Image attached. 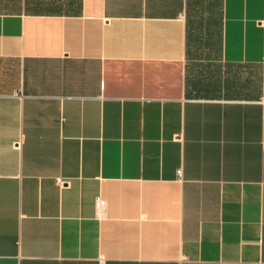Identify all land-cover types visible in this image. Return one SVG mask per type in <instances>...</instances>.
<instances>
[{
  "label": "crops",
  "instance_id": "1",
  "mask_svg": "<svg viewBox=\"0 0 264 264\" xmlns=\"http://www.w3.org/2000/svg\"><path fill=\"white\" fill-rule=\"evenodd\" d=\"M8 1L0 264H264V0Z\"/></svg>",
  "mask_w": 264,
  "mask_h": 264
},
{
  "label": "rangeland",
  "instance_id": "2",
  "mask_svg": "<svg viewBox=\"0 0 264 264\" xmlns=\"http://www.w3.org/2000/svg\"><path fill=\"white\" fill-rule=\"evenodd\" d=\"M16 7V1L9 2L8 0H0V9L10 10ZM30 6H26L28 9Z\"/></svg>",
  "mask_w": 264,
  "mask_h": 264
},
{
  "label": "built area",
  "instance_id": "3",
  "mask_svg": "<svg viewBox=\"0 0 264 264\" xmlns=\"http://www.w3.org/2000/svg\"><path fill=\"white\" fill-rule=\"evenodd\" d=\"M57 183L58 184H62L63 181L58 178L57 179ZM101 206H102V201L100 200L99 197H97L96 200H95V207H96V215H98V216H99V213H100Z\"/></svg>",
  "mask_w": 264,
  "mask_h": 264
}]
</instances>
